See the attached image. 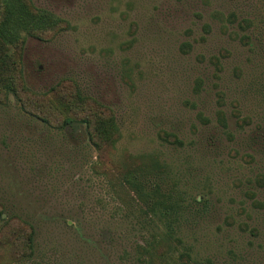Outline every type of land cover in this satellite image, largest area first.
<instances>
[{"label":"rangeland","instance_id":"rangeland-1","mask_svg":"<svg viewBox=\"0 0 264 264\" xmlns=\"http://www.w3.org/2000/svg\"><path fill=\"white\" fill-rule=\"evenodd\" d=\"M30 1L62 24L8 46L0 204L35 239L0 264H264V0ZM75 92L114 113L109 155L57 130Z\"/></svg>","mask_w":264,"mask_h":264},{"label":"trees","instance_id":"trees-1","mask_svg":"<svg viewBox=\"0 0 264 264\" xmlns=\"http://www.w3.org/2000/svg\"><path fill=\"white\" fill-rule=\"evenodd\" d=\"M30 2V0H0V101H3L6 95L11 92L17 97L19 96V88L15 79L16 73H18V61L9 54L8 46L23 43L21 38L23 32L41 38L40 36L57 28L59 23L60 26L62 24L57 17L36 9ZM248 24V22H244V25ZM241 26L245 29L242 24ZM242 39L244 40V38ZM69 98L72 100L71 102L62 100L57 105V109H62L65 113H73L74 115L58 122L56 125L57 130L85 125L94 148L99 154L107 152V155H109L110 150L120 137V129L114 113L92 98L82 96L79 92L73 93ZM20 99L22 100L21 97ZM23 102L27 104L25 101ZM46 102L47 100L43 99L42 104L38 105L37 102H34L31 104L30 109H27V107H24V109L30 110V113L39 117V119L50 122L49 117H44V113L41 112L47 108ZM72 105L83 108V115H79L78 111L73 110ZM32 108H41V111H32ZM47 109L52 113V109ZM220 116L223 117V113ZM222 124L226 127L224 120ZM122 171L121 168L120 172ZM135 173L138 172L131 169L128 172L121 173V175L127 185L137 188L139 182H136V178H134L137 175ZM2 211L3 207L0 204V220L4 223L0 229V254L3 255H0V262L4 257L8 258L6 261L12 263L32 257L35 229L22 221L20 217L3 219ZM16 225L21 230H17Z\"/></svg>","mask_w":264,"mask_h":264}]
</instances>
